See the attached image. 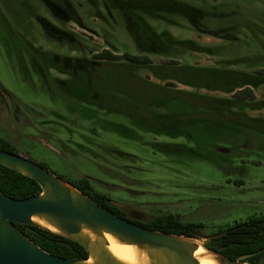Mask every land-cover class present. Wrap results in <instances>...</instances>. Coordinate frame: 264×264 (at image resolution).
Returning a JSON list of instances; mask_svg holds the SVG:
<instances>
[{
  "label": "rangeland",
  "instance_id": "rangeland-1",
  "mask_svg": "<svg viewBox=\"0 0 264 264\" xmlns=\"http://www.w3.org/2000/svg\"><path fill=\"white\" fill-rule=\"evenodd\" d=\"M183 1L199 10L191 23L179 19L178 26H172L147 18L157 31L167 29L175 38L209 48L185 52L177 61L252 72L260 65L229 63L258 55L264 66V0ZM44 23L57 32H48ZM27 48L35 56L46 51L65 64L80 52L87 58L105 48L114 53L137 52L120 11L110 0H0V135L16 145L18 154L67 181L88 177L127 216L142 222L161 213L200 222L203 227L196 240L202 244L235 222L264 217L263 139L249 137L233 151L218 147L226 159L220 166L164 153L153 144L180 139L140 130L123 115L95 111V107L93 118L84 116L76 110L82 104L68 97L70 82L64 89L67 93L57 85L66 74L39 68ZM150 56L154 62L169 61ZM141 75L160 83L145 71ZM255 96L264 99V84L255 88ZM249 114L264 118L263 109ZM112 123L126 124L135 135L130 131L133 136H123L108 128ZM261 140L263 146L257 149Z\"/></svg>",
  "mask_w": 264,
  "mask_h": 264
},
{
  "label": "trees",
  "instance_id": "trees-1",
  "mask_svg": "<svg viewBox=\"0 0 264 264\" xmlns=\"http://www.w3.org/2000/svg\"><path fill=\"white\" fill-rule=\"evenodd\" d=\"M110 1L120 11L137 48L136 53L128 50L114 53L105 48L92 54V59L80 52L78 56L67 58L71 62L65 64L54 61L46 51L37 52L36 57L27 48L32 54V61L39 63L38 67L53 68L66 74L67 78L57 85L60 91L67 93L68 89L66 92L64 89L70 82L68 97L82 104V109L76 110L86 117L93 116L92 107L103 113L121 114L140 130L180 139L155 142L154 147L160 151L181 159L203 160L218 166L221 160H226L218 153V147L233 151L249 137L264 140V118L249 114L250 111L264 110V99L255 96V88L264 84V66L259 64L261 56L255 55L251 59L240 57L229 63L247 67L260 65L252 72L227 66L180 63L175 58L183 53L209 48L188 38H175L167 29L157 31L147 18L172 26H178L179 19L191 23L199 15L195 5L183 0ZM53 9L63 14L56 5ZM44 25L48 32H57L52 24ZM150 55L169 58V61L154 62ZM141 71L160 83L141 75ZM176 84L191 90L178 88ZM201 90L226 95H211ZM108 128L123 136L134 134L124 123H112ZM263 140L257 149L263 146ZM0 149L18 152L16 145L2 135ZM68 182L113 213L145 228L198 238L203 227L200 222L184 221L173 213H161L145 222L136 221L128 218L125 211L113 203L110 195L97 190L88 177L80 176ZM40 190L34 179L0 164L1 193L20 199L35 195ZM15 225L50 254L64 258L87 256L84 248L72 239L36 225ZM224 230L226 234L222 236L210 235L204 246L230 259L249 255L244 259L248 264H259L264 260V217L250 216Z\"/></svg>",
  "mask_w": 264,
  "mask_h": 264
},
{
  "label": "water",
  "instance_id": "water-1",
  "mask_svg": "<svg viewBox=\"0 0 264 264\" xmlns=\"http://www.w3.org/2000/svg\"><path fill=\"white\" fill-rule=\"evenodd\" d=\"M0 164L34 179L41 188L39 193L20 199L0 192V264H127L109 251L106 234L140 249L145 264H199L194 254L198 248L196 238L145 228L119 216L22 154L0 149ZM15 223L36 225L72 239L87 256L64 258L50 254ZM224 234L225 230L214 235ZM200 244L215 264H248L244 259L249 255L230 259Z\"/></svg>",
  "mask_w": 264,
  "mask_h": 264
},
{
  "label": "bare ground",
  "instance_id": "bare-ground-1",
  "mask_svg": "<svg viewBox=\"0 0 264 264\" xmlns=\"http://www.w3.org/2000/svg\"><path fill=\"white\" fill-rule=\"evenodd\" d=\"M34 219L44 225H47L44 221L40 219ZM106 239L108 241L107 247L109 251L118 259L122 260L127 264H145V256L142 251L136 246L121 244L109 234H106ZM197 243L198 248L195 250L194 254L198 258L199 264H209V261L211 262V264H215V262L210 258V256L206 254V251L201 246V244L199 242Z\"/></svg>",
  "mask_w": 264,
  "mask_h": 264
},
{
  "label": "flooded vegetation",
  "instance_id": "flooded-vegetation-1",
  "mask_svg": "<svg viewBox=\"0 0 264 264\" xmlns=\"http://www.w3.org/2000/svg\"><path fill=\"white\" fill-rule=\"evenodd\" d=\"M53 5V4H52ZM130 216H128V218H129ZM130 218H132V217H130ZM133 220H136V221H140V220H138V219H135V218H132Z\"/></svg>",
  "mask_w": 264,
  "mask_h": 264
},
{
  "label": "clouds",
  "instance_id": "clouds-1",
  "mask_svg": "<svg viewBox=\"0 0 264 264\" xmlns=\"http://www.w3.org/2000/svg\"><path fill=\"white\" fill-rule=\"evenodd\" d=\"M209 264H211V262L209 261Z\"/></svg>",
  "mask_w": 264,
  "mask_h": 264
}]
</instances>
